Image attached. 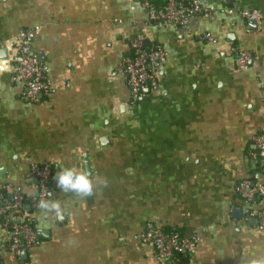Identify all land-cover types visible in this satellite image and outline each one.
Segmentation results:
<instances>
[{
  "label": "crops",
  "instance_id": "1",
  "mask_svg": "<svg viewBox=\"0 0 264 264\" xmlns=\"http://www.w3.org/2000/svg\"><path fill=\"white\" fill-rule=\"evenodd\" d=\"M204 1L214 10L157 29L128 0H0V50L34 28L31 50L49 86L26 99L10 75L16 56L0 59V190L34 196L30 168L45 165L48 199L63 210L45 218L31 209L40 243L23 257L1 253L2 264H155L153 248L133 239L148 221L198 239L172 264L264 258V228L244 219L235 193L251 173L264 184L262 162L251 158L264 126V0ZM225 7L256 8L263 19L251 29ZM137 36L166 58L155 86L132 102L119 66ZM239 51L255 58L247 70L235 67ZM64 168L88 173L94 194L62 192L54 176ZM263 206L261 198L248 207Z\"/></svg>",
  "mask_w": 264,
  "mask_h": 264
},
{
  "label": "built area",
  "instance_id": "2",
  "mask_svg": "<svg viewBox=\"0 0 264 264\" xmlns=\"http://www.w3.org/2000/svg\"><path fill=\"white\" fill-rule=\"evenodd\" d=\"M130 8L135 5L142 8L147 16L149 28H183L193 17L202 16L214 10L213 6L204 0H128ZM229 17L244 21L252 20L256 26L263 19L262 13L256 8L234 9L225 7L221 9ZM35 29L30 28L19 32L14 38L4 42L7 51L16 56L17 63L11 70L14 81L23 86V96L35 101L38 97L46 95L49 86L44 79L43 65L31 50V41ZM204 38L214 42L210 34ZM128 50L122 56L119 70L126 78V85L132 99L141 96L145 88L155 86L157 68L165 61L166 52L160 45L145 46L140 36L133 38L127 44ZM254 56L245 51H239L235 60V67L247 70ZM255 151L251 158L262 162L264 172V126L252 136ZM30 176L35 178L34 188L36 194L25 197L19 191L13 190L10 199L0 190V254L7 252L14 257L21 256L23 251L38 245L40 240L35 227L32 226L31 209L37 207L39 199H48L50 169L45 165L33 164ZM4 188L0 185V189ZM6 188V186H5ZM235 193L240 197L245 208L244 219H254L259 229L264 228V206L251 210V206L258 199L264 198V184L252 181L249 177L241 179L235 186ZM30 208V209H27ZM133 239L141 245L153 248L155 264H171L178 253L190 254L194 251L197 242L196 236L180 235L178 232L166 233L146 222L141 232L134 234ZM0 264L1 261H0Z\"/></svg>",
  "mask_w": 264,
  "mask_h": 264
},
{
  "label": "clouds",
  "instance_id": "3",
  "mask_svg": "<svg viewBox=\"0 0 264 264\" xmlns=\"http://www.w3.org/2000/svg\"><path fill=\"white\" fill-rule=\"evenodd\" d=\"M56 186L65 193H75L79 197L92 196L95 192L96 185L89 178V174L81 172L75 168H64L59 170L54 176ZM104 186L107 185L106 180L100 181ZM32 196V193H29ZM37 207L42 211L45 218L50 214L57 217L62 216V207L59 201L51 199H39ZM249 264H264V258L252 259Z\"/></svg>",
  "mask_w": 264,
  "mask_h": 264
},
{
  "label": "trees",
  "instance_id": "4",
  "mask_svg": "<svg viewBox=\"0 0 264 264\" xmlns=\"http://www.w3.org/2000/svg\"><path fill=\"white\" fill-rule=\"evenodd\" d=\"M145 46H149L148 44L147 45H145ZM144 92V91H143ZM139 98V97H138ZM138 98H134V99H132V102H137V101H139V100H137ZM258 166H259V164H258ZM258 170H259V168H258ZM250 179L252 180V181H254V182H256L255 180H256V178H255V174L254 173H251V177H250ZM50 183V182H49ZM2 220V218H0V221ZM32 226H34V223L32 222V224H31ZM35 227V226H34ZM36 230V229H35ZM162 231H164V232H166V233H172V232H178L180 235H183L181 232H180V230H178L177 228H172V229H168V230H164V229H162ZM36 232H37V230H36ZM38 234V233H37ZM38 238H39V240L41 241V236L38 234ZM189 254H184V253H178V254H176L175 256H174V258H173V261L172 262H174V260H176V259H181L182 258V256H188ZM185 258V257H184ZM172 264V263H171Z\"/></svg>",
  "mask_w": 264,
  "mask_h": 264
},
{
  "label": "water",
  "instance_id": "5",
  "mask_svg": "<svg viewBox=\"0 0 264 264\" xmlns=\"http://www.w3.org/2000/svg\"><path fill=\"white\" fill-rule=\"evenodd\" d=\"M247 23H248L249 28H251V29H255L257 27L256 23L254 21H252V20H248ZM0 59L1 60H7V50H5V49H1L0 50ZM3 67L4 66L0 65V69H2ZM233 212L236 215V217H239L241 210L239 208H235V209H233ZM25 254H26V251H23L21 253V257H23Z\"/></svg>",
  "mask_w": 264,
  "mask_h": 264
}]
</instances>
